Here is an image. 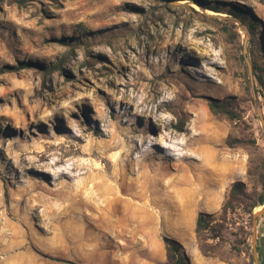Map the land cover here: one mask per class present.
I'll use <instances>...</instances> for the list:
<instances>
[{"label":"rangeland","instance_id":"1","mask_svg":"<svg viewBox=\"0 0 264 264\" xmlns=\"http://www.w3.org/2000/svg\"><path fill=\"white\" fill-rule=\"evenodd\" d=\"M252 57L264 0H0V264H119L148 228L191 251L199 212L224 225L211 258L264 264ZM234 181L251 217L224 219Z\"/></svg>","mask_w":264,"mask_h":264},{"label":"trees","instance_id":"2","mask_svg":"<svg viewBox=\"0 0 264 264\" xmlns=\"http://www.w3.org/2000/svg\"><path fill=\"white\" fill-rule=\"evenodd\" d=\"M213 8L218 9L219 7L215 5ZM250 28H252L253 30L255 29V26L250 25ZM62 63L63 59H59L56 64L51 66V69H61ZM251 66L254 79L261 89L256 92H260L261 96L264 97V62L261 63L259 59L252 57ZM230 103L231 99H226L225 101L221 102L215 99H210L209 108L214 113H225L229 116H236L235 112L228 108V105H230ZM228 144L231 145L229 141ZM258 180L261 184V188L264 189V174L260 175L258 177ZM261 203L263 202L259 193L257 194L254 192L251 193V195H248L245 184L242 181H234L231 183L229 192L222 205L224 219H226V215L228 213L234 212V210L239 206H242L243 210L249 215V217H251L253 214V209ZM258 208L259 206L256 207V211ZM214 221L215 219L213 218V216L204 212H199L196 217L195 235L197 240V247L200 253L206 257L215 256L213 252L214 248L212 247V245H207L206 240L208 238L218 237L222 232V228H224V225H213ZM162 241L164 243L166 251V260L163 264H190L189 257L186 254L185 248L180 241L170 236H163ZM56 260L69 264H79L67 259Z\"/></svg>","mask_w":264,"mask_h":264},{"label":"crops","instance_id":"3","mask_svg":"<svg viewBox=\"0 0 264 264\" xmlns=\"http://www.w3.org/2000/svg\"><path fill=\"white\" fill-rule=\"evenodd\" d=\"M152 229L148 228L145 230L143 235H141V239L138 242V246L136 248H133L127 252L125 256L119 257V264H162L166 259V252L164 243L160 241V245H155L156 243L152 244ZM158 234V232L156 231ZM159 236V234H158ZM178 241H180L179 237H175ZM182 242V241H181ZM257 244L260 245V240H257ZM183 246L185 247L186 254L189 257L190 264H228L222 261H219L217 259L203 256L196 243L195 246L191 248V251L187 248V246L183 243ZM263 247V246H262ZM260 250L263 251V248L259 246ZM88 251V248L86 249ZM98 250V247H92V251ZM101 254L104 256V263L102 262H95L93 259L91 260L93 264H106V254L104 252H101ZM160 255V257H159ZM162 255V256H161ZM92 257V256H91Z\"/></svg>","mask_w":264,"mask_h":264},{"label":"water","instance_id":"4","mask_svg":"<svg viewBox=\"0 0 264 264\" xmlns=\"http://www.w3.org/2000/svg\"><path fill=\"white\" fill-rule=\"evenodd\" d=\"M263 207H262V209L261 210H259V211H256L255 213H254V219H256L257 217H259L261 214H263L264 213V205H262ZM253 247H255V243H256V235H257V231H256V222L254 221V223H253Z\"/></svg>","mask_w":264,"mask_h":264}]
</instances>
